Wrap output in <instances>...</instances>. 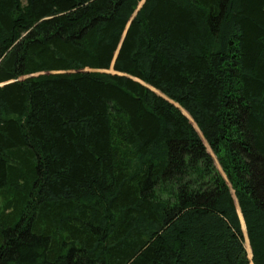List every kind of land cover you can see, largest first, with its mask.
I'll return each instance as SVG.
<instances>
[{
  "label": "trees",
  "instance_id": "16d2710c",
  "mask_svg": "<svg viewBox=\"0 0 264 264\" xmlns=\"http://www.w3.org/2000/svg\"><path fill=\"white\" fill-rule=\"evenodd\" d=\"M0 264H264V0H0Z\"/></svg>",
  "mask_w": 264,
  "mask_h": 264
},
{
  "label": "bare ground",
  "instance_id": "6f19581e",
  "mask_svg": "<svg viewBox=\"0 0 264 264\" xmlns=\"http://www.w3.org/2000/svg\"><path fill=\"white\" fill-rule=\"evenodd\" d=\"M242 219V218H241ZM242 221V220H241ZM242 228L244 230V221H242ZM244 233V236H245V241H244V244H245V247L247 249V253H248V256H250V244H248V238H247V235L245 233V231H243Z\"/></svg>",
  "mask_w": 264,
  "mask_h": 264
},
{
  "label": "water",
  "instance_id": "95a60500",
  "mask_svg": "<svg viewBox=\"0 0 264 264\" xmlns=\"http://www.w3.org/2000/svg\"><path fill=\"white\" fill-rule=\"evenodd\" d=\"M110 71H113V68H111V69H109ZM184 114L188 117V118H190L188 115H187V113L186 112H184ZM242 230H243V228H242ZM243 231H245V225H244V230ZM245 233H246V231H245ZM246 235H247V233H246ZM248 238V237H247ZM250 256H251V249H250Z\"/></svg>",
  "mask_w": 264,
  "mask_h": 264
},
{
  "label": "rangeland",
  "instance_id": "374dc122",
  "mask_svg": "<svg viewBox=\"0 0 264 264\" xmlns=\"http://www.w3.org/2000/svg\"><path fill=\"white\" fill-rule=\"evenodd\" d=\"M244 241H245V236H244ZM247 250V249H246Z\"/></svg>",
  "mask_w": 264,
  "mask_h": 264
}]
</instances>
